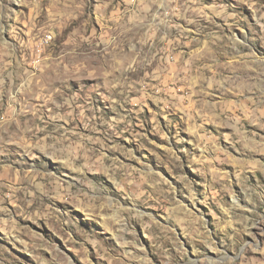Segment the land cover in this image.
Instances as JSON below:
<instances>
[{
    "label": "rangeland",
    "instance_id": "374dc122",
    "mask_svg": "<svg viewBox=\"0 0 264 264\" xmlns=\"http://www.w3.org/2000/svg\"><path fill=\"white\" fill-rule=\"evenodd\" d=\"M0 137V264H264V0H0Z\"/></svg>",
    "mask_w": 264,
    "mask_h": 264
},
{
    "label": "bare ground",
    "instance_id": "6f19581e",
    "mask_svg": "<svg viewBox=\"0 0 264 264\" xmlns=\"http://www.w3.org/2000/svg\"><path fill=\"white\" fill-rule=\"evenodd\" d=\"M9 101H10V100H9ZM2 131H3V130H2ZM4 136H6V134H5V135H3V137H4ZM10 137H11V136H10ZM0 138H1V137H0Z\"/></svg>",
    "mask_w": 264,
    "mask_h": 264
}]
</instances>
